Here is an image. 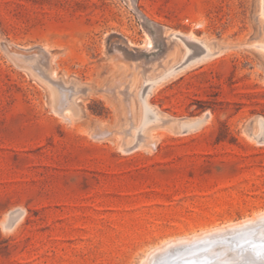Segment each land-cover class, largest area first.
I'll list each match as a JSON object with an SVG mask.
<instances>
[{
	"label": "rangeland",
	"instance_id": "374dc122",
	"mask_svg": "<svg viewBox=\"0 0 264 264\" xmlns=\"http://www.w3.org/2000/svg\"><path fill=\"white\" fill-rule=\"evenodd\" d=\"M261 139L264 0H0V264H143L252 218ZM222 235L151 264L255 261L264 221Z\"/></svg>",
	"mask_w": 264,
	"mask_h": 264
},
{
	"label": "bare ground",
	"instance_id": "6f19581e",
	"mask_svg": "<svg viewBox=\"0 0 264 264\" xmlns=\"http://www.w3.org/2000/svg\"><path fill=\"white\" fill-rule=\"evenodd\" d=\"M192 44V43H191ZM193 47V46H192ZM195 50V49H194ZM189 53V52H188ZM196 61H204L206 58H207V54H203L201 51H197L196 52ZM176 71H172L170 73V75H168V77L172 76ZM167 77V78H168ZM147 96V95H146ZM145 96V98H146ZM199 123H196L194 125H197ZM262 221H264V212H260L258 214H256L254 217L252 218H247V219H242V221H237V222H230L228 224H225V225H219L217 227H213V228H210V229H206V230H203L200 234H193L192 236H185V238H180V239H174L173 241L171 240L170 242H165V244H163L161 247L159 246L158 248L156 247V249L148 256V258L144 261L143 264H151L153 262V260L160 254L164 253L165 251L169 250V249H172L174 247H178V246H182V245H187V244H192L194 245V243L196 242H200V244H203V241L206 242L208 241V238L210 239L211 237H216L219 235H222V234H225V233H239L241 232L243 229L245 228H249L250 226L252 225H255V224H258V223H261ZM256 229V228H255ZM247 231V230H246ZM223 236V235H222ZM236 236V235H235ZM207 239V240H206ZM206 240V241H205ZM241 242V243H244L245 242V239L244 238H236L235 240L234 239H228V241H226L227 243L229 242ZM196 246V244H195ZM185 247V246H183ZM216 247V246H215ZM214 247V248H215ZM180 248V247H179ZM210 246L209 245H206L204 247H196L194 248V250H192L193 252H199L200 250H203V249H206L209 253L208 255V258L212 257L211 255V250L209 249ZM251 248V250H253V253L256 254V259L257 260H253L255 258H253L252 260L253 261H250L248 260L247 261V264H264V246H256V247H249ZM217 251V250H216ZM202 252V251H201ZM188 252H186L187 254ZM195 253H192V254H195ZM184 254V253H183ZM191 254V253H190ZM197 254V253H196ZM195 254V255H196ZM246 254V253H245ZM170 255V254H169ZM176 255V254H175ZM220 255V254H219ZM217 255V256H219ZM222 255V254H221ZM248 255V254H246ZM167 256V255H166ZM181 256V255H180ZM201 256V255H199ZM174 257V256H173ZM186 257V256H185ZM252 257V256H251ZM204 258V257H203ZM178 260V258H177ZM163 262V261H162ZM172 262V261H171ZM195 262V261H194ZM184 263V262H183ZM187 264V263H186Z\"/></svg>",
	"mask_w": 264,
	"mask_h": 264
},
{
	"label": "water",
	"instance_id": "95a60500",
	"mask_svg": "<svg viewBox=\"0 0 264 264\" xmlns=\"http://www.w3.org/2000/svg\"><path fill=\"white\" fill-rule=\"evenodd\" d=\"M261 141L263 142V141H264V139H261Z\"/></svg>",
	"mask_w": 264,
	"mask_h": 264
}]
</instances>
